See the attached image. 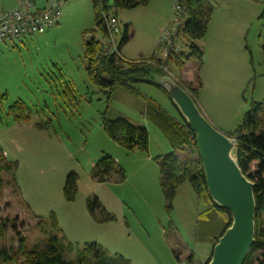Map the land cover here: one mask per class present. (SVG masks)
I'll use <instances>...</instances> for the list:
<instances>
[{"label":"rangeland","instance_id":"obj_1","mask_svg":"<svg viewBox=\"0 0 264 264\" xmlns=\"http://www.w3.org/2000/svg\"><path fill=\"white\" fill-rule=\"evenodd\" d=\"M34 1L35 8L41 10L54 0ZM207 1L214 7L210 27L217 21L218 27L227 17L231 39L244 56V70L239 73L231 67L229 78L207 79L206 71L200 74L204 91L199 101L217 125L209 122L228 135L243 120L252 101L264 104V0ZM174 2L150 0L147 6L116 10L115 0H109V14L117 19L113 39L118 47L128 28L129 41L119 53L121 59L129 63L153 57L167 61L168 76L197 87L195 58L177 68L163 55L162 32L172 26ZM61 4L58 26L34 38L0 43V149L20 158L8 160L17 163L19 192L13 193L11 185L2 191L0 226L5 223V228L0 230V249L17 248L21 238L29 250L44 247L46 238L36 228L37 218L47 220L54 215L63 243L74 247L67 259H74L78 249L96 244L109 256L130 264H205L213 245L199 241L197 232L200 214L210 202L200 199L185 183L168 210L160 167L171 147L144 116V100L120 88L109 96L108 90L102 92L91 83L85 43L95 29L92 0H63ZM15 6L18 0H0V11ZM168 16L169 23L162 29ZM96 38L110 44L100 33ZM196 45L203 48L202 41ZM189 46L181 34L176 40L178 53L189 54ZM186 74L194 83L181 79ZM135 88L171 116L179 117L169 97L155 86L139 83ZM12 107L25 112V122H32L34 132L21 130ZM104 117H124L145 128L148 151L132 152L111 140L103 129ZM106 157L114 161L115 170L101 182L95 177V166ZM119 169L125 173L124 181L119 180ZM71 173L77 175V191L75 200L67 201L64 187ZM9 179L5 175V180ZM94 199L112 220H105L101 211L94 219L88 209ZM191 256L192 263L188 260Z\"/></svg>","mask_w":264,"mask_h":264},{"label":"trees","instance_id":"obj_2","mask_svg":"<svg viewBox=\"0 0 264 264\" xmlns=\"http://www.w3.org/2000/svg\"><path fill=\"white\" fill-rule=\"evenodd\" d=\"M109 0H92L95 11V29L92 30V38L85 43V58L87 60V73L92 84L102 92L108 90L109 96L115 88H120L130 95L144 100V116L159 130L172 149L171 154L163 157L160 167L161 189L168 203V210H172V203L177 195L178 188L188 183L200 199L210 202L204 212L200 214L197 238L201 242H211L214 246L232 223L230 212L218 207L211 199L207 184L203 163L200 158L196 134L180 114L175 118L168 114L155 101L146 98L138 89L136 84L143 83L155 86L163 93V89L153 82L151 73L155 70L160 76H168L165 68L167 61H161L156 57L150 60L138 62H126L117 59L115 55H107L103 42L97 40L96 35L100 33L104 38H110V21L116 20L109 14ZM150 0H115L114 8L121 10H132L141 6H147ZM214 13V7L207 0H188L187 17L182 35L190 42V53H172L168 62L173 61L177 68H182L190 58L198 62L197 87L191 84H180L194 101L197 99L203 84L200 71L204 63V52L196 43L202 41L207 35L209 24ZM264 16V14H263ZM264 37V33H263ZM128 28L118 46L119 53L128 43ZM264 52V45H263ZM181 53V54H180ZM166 94V93H165ZM167 95V94H166ZM264 104L256 101L250 103L243 120L234 131L229 134L237 136L235 157L244 175L255 184L254 196L256 202L255 214V245L252 247L245 264H264ZM11 112L18 122L26 121L25 112L19 113L12 107ZM18 113V114H15ZM21 114V115H20ZM39 129L41 125L36 126ZM103 129L107 136L129 151H148L149 134L140 126H136L124 117L115 120L103 119ZM114 161L106 157L95 166V177L101 181H107L112 175ZM119 180L124 181L126 176L122 169L118 170ZM5 175L9 176L8 181ZM17 163L8 161L4 151L0 149V199L5 187L12 186L13 193L19 192L16 181ZM77 175L71 173L66 180L64 195L67 201H74L77 191ZM91 215L96 217V212L101 211L104 219L109 221V216L104 207L94 199L88 203ZM35 219L37 217H34ZM5 223L0 226L4 231ZM36 228L46 238L44 247H36L29 250L26 240L21 238L18 247L4 246L0 249L1 264H130L129 261L109 256L102 247L96 244L86 245L76 251L74 259H67L66 254L72 253V244H64L60 236L57 219L52 215L47 220L37 218ZM13 230L16 227L13 226ZM213 252V251H212ZM212 257V254H211ZM210 259L205 263L208 264ZM193 262V256L188 259Z\"/></svg>","mask_w":264,"mask_h":264},{"label":"water","instance_id":"obj_3","mask_svg":"<svg viewBox=\"0 0 264 264\" xmlns=\"http://www.w3.org/2000/svg\"><path fill=\"white\" fill-rule=\"evenodd\" d=\"M151 78L195 132L209 195L232 216L208 264H245L255 245L256 202L255 184L243 174L235 157L238 137L214 127L190 94L170 76H160L153 70Z\"/></svg>","mask_w":264,"mask_h":264},{"label":"built area","instance_id":"obj_4","mask_svg":"<svg viewBox=\"0 0 264 264\" xmlns=\"http://www.w3.org/2000/svg\"><path fill=\"white\" fill-rule=\"evenodd\" d=\"M62 1H50L47 8L39 10L35 8L33 0H18L16 9L0 12V43L44 34L57 26L61 19ZM187 1L175 0L172 26L162 32V41L165 44L163 55L166 59H169L173 52L178 53L176 40L180 37L186 23ZM116 25V20L110 21V44L108 46L105 45V50L107 55H115L117 59H121L118 47H116L113 39ZM165 71H167L166 68Z\"/></svg>","mask_w":264,"mask_h":264},{"label":"crops","instance_id":"obj_5","mask_svg":"<svg viewBox=\"0 0 264 264\" xmlns=\"http://www.w3.org/2000/svg\"><path fill=\"white\" fill-rule=\"evenodd\" d=\"M34 2V6H35V1ZM172 7V2L170 4V10ZM17 8L16 6L9 9H15ZM2 11H7L2 10ZM0 11V12H2ZM170 16V15H169ZM169 16L166 18V20H164L165 22L163 23V25L161 26V28L163 29L164 27L167 26V24L169 23ZM212 21V19H211ZM211 24V22H210ZM209 24V29L207 32V35L205 36V38L202 40L203 42V52H204V63H203V67L200 71V74L202 73V71H206L205 74V78L208 76H211L212 78H214L215 80H222L224 78H229L232 74L231 72V67L232 69H237L240 73V71L244 70V56H242L239 51L238 48L239 47L235 41H233L231 39V33H230V27H229V21L226 17V20H222L220 25L218 27H216V25L218 24V21L216 23V25H213L210 27ZM59 25V24H58ZM57 25V26H58ZM244 30H242L241 32L239 31L238 33L243 34ZM30 38V37H28ZM34 38V36L32 37ZM26 39V38H23ZM20 39V40H23ZM201 42V41H200ZM231 43H234V47L231 45ZM204 74V73H203ZM240 77V76H239ZM184 82H188V83H194V79L192 76H186L183 78H181ZM202 80V79H201ZM242 81V80H241ZM240 81V82H241ZM204 87H202V90L200 91L199 95L201 94V92L203 93ZM199 95H198V99L197 101H199ZM199 107L201 109V111L203 112V114L205 115V117H207V119L213 124V125H217L216 122H214V120L212 119L211 116H209V114H207L205 107L202 106V104L199 101ZM27 121V120H26ZM21 124V130H27L29 132H31L33 130V132L35 131L34 125L32 124V122L30 123H26L24 122H19V125ZM234 130H231L230 132H228L229 134H231ZM228 134V135H229ZM5 157L7 160L11 159V161H19L20 158L17 156V154L14 153H10L8 150L4 151Z\"/></svg>","mask_w":264,"mask_h":264}]
</instances>
